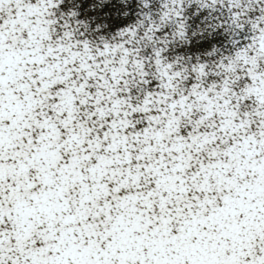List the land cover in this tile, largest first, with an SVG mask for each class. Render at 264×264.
<instances>
[{
    "label": "snow or ice",
    "instance_id": "snow-or-ice-1",
    "mask_svg": "<svg viewBox=\"0 0 264 264\" xmlns=\"http://www.w3.org/2000/svg\"><path fill=\"white\" fill-rule=\"evenodd\" d=\"M0 264H264V0H0Z\"/></svg>",
    "mask_w": 264,
    "mask_h": 264
}]
</instances>
